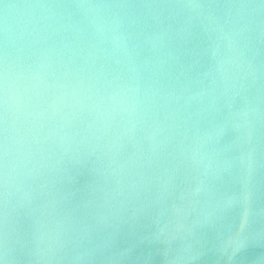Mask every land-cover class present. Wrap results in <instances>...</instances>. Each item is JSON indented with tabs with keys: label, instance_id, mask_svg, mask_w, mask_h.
<instances>
[{
	"label": "clouds",
	"instance_id": "1",
	"mask_svg": "<svg viewBox=\"0 0 264 264\" xmlns=\"http://www.w3.org/2000/svg\"><path fill=\"white\" fill-rule=\"evenodd\" d=\"M172 18L208 21L216 36L212 83L185 107L196 100L210 110L264 79L248 57L253 42L264 41V0H0V264H17L21 251L36 264H85L87 249L61 254L89 227L75 210L107 227L137 198L146 166L178 128L172 106L181 96L162 85V61L137 63L133 30ZM151 39L156 47L162 34ZM258 92L240 127L264 102V85ZM253 151L241 162L250 166ZM193 155L206 172L227 167L199 147ZM221 206H207L205 218ZM22 216L30 219L26 232Z\"/></svg>",
	"mask_w": 264,
	"mask_h": 264
},
{
	"label": "water",
	"instance_id": "2",
	"mask_svg": "<svg viewBox=\"0 0 264 264\" xmlns=\"http://www.w3.org/2000/svg\"><path fill=\"white\" fill-rule=\"evenodd\" d=\"M160 34L162 39L153 47L151 38ZM215 42L209 22L198 19H145L133 30L137 63L162 61V85L181 96L172 106L178 128L146 166L137 198L125 202L110 226L97 227L90 214L75 210V218L89 227L65 244L62 255L87 249L91 259L85 264H264V102L257 115L249 117L247 128L239 126L240 114L257 102L264 79L246 82L210 110L202 111L196 100L184 106L187 97L212 83ZM224 51L221 46V54ZM248 57L264 68V41H254ZM206 133H214V138L200 146ZM198 147L213 163L225 162L227 167L206 172L194 159ZM253 149L251 165L242 163ZM132 151L131 145L126 146L121 158ZM110 188L115 194V182ZM78 199L64 210L73 211ZM218 203L222 206L205 218L204 209ZM29 226L30 219L22 216V231ZM239 238L245 242L237 250ZM17 255V264H36L27 251Z\"/></svg>",
	"mask_w": 264,
	"mask_h": 264
}]
</instances>
